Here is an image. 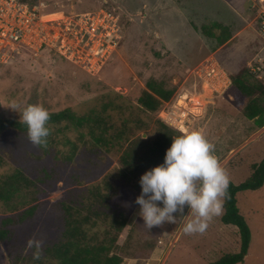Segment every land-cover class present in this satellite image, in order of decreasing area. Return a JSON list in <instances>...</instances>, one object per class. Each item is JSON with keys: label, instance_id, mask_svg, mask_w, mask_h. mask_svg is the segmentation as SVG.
<instances>
[{"label": "rangeland", "instance_id": "1", "mask_svg": "<svg viewBox=\"0 0 264 264\" xmlns=\"http://www.w3.org/2000/svg\"><path fill=\"white\" fill-rule=\"evenodd\" d=\"M36 1L45 4V11L65 13L114 8L120 17L122 40L116 54L96 76L49 50L38 55L25 54L0 66V119L22 121L19 116L27 104L43 105L50 113L65 109L77 116L95 113L115 125V131L105 134L106 139L111 138V133H118L122 122L130 121L136 126L139 120L137 126L141 129H135L130 140H144L141 147L146 150L153 146L159 112H145L137 100L146 89L145 83L155 79L175 90L172 105L179 94L200 100V114L182 131L194 128L203 131L229 175V184L243 183L252 173L251 166L264 160V126L259 128L255 120L243 115L247 99L232 83L221 92H211L197 75L201 64L213 59L198 62L215 52L221 43L217 37L225 34L218 30L199 33L198 29L218 21L234 34L248 23L250 16L256 18V9L246 0ZM254 25L258 36L252 37L250 43L242 40L247 34L240 35L213 53V58L232 75L239 63L248 61V67L264 83V31L262 26L255 22ZM156 32L169 42L174 55L157 41L153 35ZM257 55L262 57V62L257 61ZM12 101L17 104L14 109L10 107ZM260 102L264 105V100ZM193 105L188 103L185 109L189 111ZM169 128L175 131L174 137L183 133ZM51 133L45 148L30 142L27 133L10 128L0 133V178L21 170L35 183L32 203H42L37 217L15 233L12 243L21 246V255L29 253L34 258V248L28 245L30 239L41 240L45 245L59 238L64 228V212L51 208L53 202L80 206L82 211L88 203V192L96 186L110 196L109 215L123 210L129 216L127 225L111 246L112 253L122 258L120 264H210L225 254L239 251L237 227L221 222L224 210L213 217L203 233L183 232L182 215L188 214L187 206L182 214H174L175 224L165 222L150 229L144 225L138 214L139 205L134 202L140 195L138 181L144 171L129 174L121 163L124 152L134 146L130 140L121 146L105 148L96 145L85 130L68 127L65 122L52 126ZM236 199L238 211L251 231L247 254L238 264H264V183L256 190L238 192ZM8 213L7 205L0 202V217ZM92 219L96 221L93 232L99 239L105 231L110 232L107 237L113 236L110 216ZM10 250L11 247L0 243V264H12Z\"/></svg>", "mask_w": 264, "mask_h": 264}, {"label": "trees", "instance_id": "2", "mask_svg": "<svg viewBox=\"0 0 264 264\" xmlns=\"http://www.w3.org/2000/svg\"><path fill=\"white\" fill-rule=\"evenodd\" d=\"M36 0H32L35 3ZM218 25L203 28L206 34H211ZM233 88L245 99L246 105L243 108V115L249 120H255L259 128L264 126V105L260 100H264V83L251 71L245 61L239 65L237 73L231 76ZM145 90L142 91L137 103L147 113L158 114L162 109L164 102L169 101L173 94V88H167L165 83L150 79L145 83ZM66 123L68 127L85 130L90 135L96 145L112 148L115 144L122 145L134 136L135 129H141V122L132 126L130 121L121 123L118 133L110 134L109 139L105 134L111 130L115 131V125L110 123L95 113H89L84 116H77L69 109L50 113V119L47 126L52 133V126ZM157 134L153 140L151 148H142L143 141L139 138L130 140L131 146L121 157V163L124 170L129 174L136 175L155 167L161 161L165 150L170 146L175 131L166 126L159 118L156 120ZM13 129L19 133H27V125L23 121H14L9 119H0V133L7 129ZM40 144L45 148L48 143ZM142 146V147H141ZM141 148V149H140ZM142 151V154H140ZM140 152V153H139ZM2 159L0 157V164ZM252 173L243 183L239 185L229 184L228 194L224 203V212L221 216V222L225 225L237 227L239 232L240 248L237 253H228L221 256L218 260L210 264H238L243 261L247 254L251 241V231L243 216L237 208L236 195L245 190H256L264 183V160L259 164L251 166ZM34 181L26 176L21 170H14L0 178V202L7 205L9 213L0 217V243L6 245L11 250L8 252L12 264L19 262H30L33 264H120L122 258L112 253L111 246L116 243L119 233L128 223L129 216L123 210L115 211L111 215L107 209H110V196L94 187L88 192L87 205H83L85 213H82L80 206L67 205L65 202H53L50 206L55 209H62L63 230L58 239L51 243L41 246L39 256L35 253L37 249L33 245V257L29 253L21 255V246L18 243H12L15 240L16 231L22 226L33 221L42 207V203H32V189ZM106 188L109 185L106 183ZM26 200V201H25ZM31 202V203H30ZM101 215L110 216V228L114 231L112 237H107L110 232L105 231L102 239L93 232L96 221ZM108 238V239H107ZM14 244V245H13ZM12 245V246H11Z\"/></svg>", "mask_w": 264, "mask_h": 264}, {"label": "built area", "instance_id": "3", "mask_svg": "<svg viewBox=\"0 0 264 264\" xmlns=\"http://www.w3.org/2000/svg\"><path fill=\"white\" fill-rule=\"evenodd\" d=\"M246 1L256 9L264 31V0ZM119 21L114 8L65 13L45 11L42 1L0 0V66L25 54L38 55L49 50L74 67L96 76L119 49L122 40ZM197 70L201 83L211 92H221L232 83L214 60H207ZM173 96L164 102L157 117L166 126L183 132L191 119L200 114V100L179 94L172 105ZM188 103L194 104L189 111L185 109Z\"/></svg>", "mask_w": 264, "mask_h": 264}, {"label": "clouds", "instance_id": "4", "mask_svg": "<svg viewBox=\"0 0 264 264\" xmlns=\"http://www.w3.org/2000/svg\"><path fill=\"white\" fill-rule=\"evenodd\" d=\"M11 108H16L15 101ZM19 119L27 125V138L35 145L46 143L50 111L40 104H27ZM140 195L135 199L139 216L150 229L174 223L177 215L189 208L183 224L186 234L203 233L213 217L224 210L230 183L229 175L214 152V145L202 130H185L172 138L163 162L146 170L138 181ZM157 202H160L159 204ZM162 205V206H161ZM43 241L30 239L29 247L39 256Z\"/></svg>", "mask_w": 264, "mask_h": 264}, {"label": "crops", "instance_id": "5", "mask_svg": "<svg viewBox=\"0 0 264 264\" xmlns=\"http://www.w3.org/2000/svg\"><path fill=\"white\" fill-rule=\"evenodd\" d=\"M254 16V15H253ZM253 16H250V20L248 21V23L245 25V26H243V27H241L240 29H238L234 34H232L228 29H227V27L228 26H225V25H223L221 22H218V21H215L214 23H212V24H208V25H204V26H201L200 27V29H198V32L200 33V31L201 30H203V28H206V27H210V26H212V25H218V27H220V28H215V29H213V30H218V31H222L223 33H225L224 34V36H222V38H221V36H219V37H217V39L219 40V42H221L220 43V45L219 46H217V48L214 50L215 52H213V53H216V51H218L219 49H221V48H223L224 46H226V45H228L230 42H232V41H236V39L237 38H239L240 37V35H243V34H247L242 40H244V39H246L247 40V44L248 43H250V41L252 40V37H257L258 35L254 32V29H255V25H254V22L256 23V24H258V25H260V22H259V19H258V17L256 16V18L255 17H253ZM254 25V26H253ZM253 26V27H252ZM261 26V25H260ZM154 35V37L157 39V41H159L167 50H169V52L170 53H172V48L170 47V45H169V42L168 41H166V40H162V38H161V36H160V34L158 33V32H156L155 34H153ZM260 35V34H259ZM242 40H240V41H242ZM239 41V42H240ZM213 53L212 54H210V55H207L205 58H203L200 62H198V63H201V62H203L205 59H207V58H211V59H213L214 60V62L218 65V66H220V68H222L223 70H224V72L228 75V77L230 78V80H232L231 79V76H232V74L231 73H229L228 72V70L220 63V61L219 60H217L216 58L214 59L213 58ZM173 54V53H172ZM174 55V54H173ZM256 58H257V61L258 62H262V57H259V55H257L256 56ZM247 62V64L249 65V62L248 61H246ZM197 63V64H198ZM239 65H240V63H239ZM239 67V66H238ZM239 69V68H238ZM238 69H237V71L235 72V73H237L238 72ZM252 70H253V68H252ZM234 75V74H233ZM232 82V81H231ZM263 82V81H262Z\"/></svg>", "mask_w": 264, "mask_h": 264}]
</instances>
